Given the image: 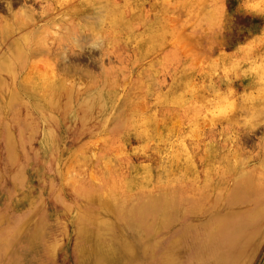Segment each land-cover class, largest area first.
I'll return each mask as SVG.
<instances>
[{
  "label": "rangeland",
  "instance_id": "obj_1",
  "mask_svg": "<svg viewBox=\"0 0 264 264\" xmlns=\"http://www.w3.org/2000/svg\"><path fill=\"white\" fill-rule=\"evenodd\" d=\"M7 1L0 0L2 16L7 14ZM100 1L27 0L26 3L36 12H49L44 21L54 22L64 15H75L76 8L100 7ZM109 1L126 4L123 15L128 17L126 29L119 28L114 35L109 34L106 32L109 26L102 22L99 28L104 32L99 43L93 45L84 33L76 35L75 43L70 42L62 25H51L46 35L49 54L37 59L41 66L43 62L46 66L34 71L35 77L50 76L52 70L47 69L62 72L63 67H68L71 73L64 76L79 86L104 78L113 80V84L119 81L121 86L123 76V81L128 83L127 90L124 89L130 98L135 124L122 134L111 133L97 139L95 154L86 163L69 161L67 174L72 175L67 182L64 178L66 193L72 185L87 178L88 173H93L94 184H98V180L108 176H127L129 172L133 177L129 186L133 182L137 186L149 185L152 194L174 189L184 179L200 184L203 176L200 168L191 172L188 162L204 160L201 164L205 165L213 155L233 163L236 160L241 169L264 183V0ZM23 2L14 3V8ZM94 21L97 20L91 22ZM105 32L109 36H103ZM57 52H66L60 66L52 59ZM55 61L58 62L56 57ZM215 166L213 162L214 169ZM36 167L41 172L48 169H43L41 160L26 166L23 162L16 164L17 171H28L24 190L28 193L37 188L36 201H28L29 194L26 197L20 191L14 194L11 185L1 181L0 212L4 221L0 230L9 228L1 236L2 240H8L13 236L11 225L16 228L19 216L24 213L27 226L16 243L25 247L28 236L33 235L40 239L41 251L59 235V226L65 220L73 222L77 206L74 208L68 198L66 205L73 211L67 215L69 212L62 208L59 195L48 179L31 174ZM187 169L190 174H186ZM111 192L109 197L113 201L118 194L124 195L117 187ZM98 194L103 197L101 189ZM130 196L132 201L137 198ZM142 196L152 198L148 193L139 197ZM103 212L106 213H101L104 236L97 241L90 233L78 232L69 242V248L48 258V264H95L99 251L106 254L110 264H167L160 256L164 243L168 245L178 236L181 224H200L208 217L196 215L192 219L173 213L170 223H162L150 215V222L158 219L153 228L150 223H141L136 214ZM221 212L223 209L214 210V214ZM28 227L30 232L26 233ZM237 238L240 242L230 249L200 247L194 251L185 244L176 261L169 264H264V220L259 232L249 226ZM26 249V256L34 259L35 264L37 249ZM84 251L87 255L83 257Z\"/></svg>",
  "mask_w": 264,
  "mask_h": 264
},
{
  "label": "bare ground",
  "instance_id": "obj_2",
  "mask_svg": "<svg viewBox=\"0 0 264 264\" xmlns=\"http://www.w3.org/2000/svg\"><path fill=\"white\" fill-rule=\"evenodd\" d=\"M19 1L8 0L7 14H0V196L3 184L1 181L4 180L11 185V190H15L14 194L20 191L26 197L29 194L28 201H36L37 188L29 190L28 193L24 190L28 171H17L16 164L23 162V166H26L41 160L44 162L43 169H48L41 172V169L36 167V171L31 174L35 178L43 176L48 179L55 194L59 195L62 208L69 212L67 215L73 211L69 204L66 205L68 198L74 203V208L77 206V211H74L72 216L73 222L65 220L59 226V235L47 242L46 249L41 251L38 246L40 239L33 235L27 238L28 247L18 246L16 243L22 229L27 226L26 215L22 213L16 222L17 227L11 225L12 237L2 240L1 236L9 228L0 230V264H33L34 259H29L25 254L26 248L37 249L39 257H35V264H48V258L64 248H69V242L78 232L90 233L98 241V237L104 236L102 226L105 222L101 217V213H105L103 210L122 211L121 214L124 215L136 214L141 223H150L153 228L157 226L158 219L150 222V215L158 217L162 223L169 222L173 213L192 219L208 216L200 224H181L178 236L170 244L164 243L160 256L167 264L176 261L179 250L185 244L191 245L194 251L200 247L230 249L240 242L237 235L249 226L255 231L261 230L264 220V183L259 182L258 177L251 172L241 169L235 159L233 163L219 155L210 157L205 165L201 164L204 160L192 159L188 162L187 168L191 172L196 167L200 168L199 172L203 175L200 184H196L193 179H184L180 185H174V189L169 188L152 194L149 185L137 186L133 182L129 186L133 179L129 172L127 176H108L104 180H98V184H94L93 173H88L87 178L72 185L66 193L65 189L68 187H64L63 181L65 178L67 182L68 177L72 175L67 174L68 162L73 160L83 163L85 160L86 163L87 158L89 160L95 154L94 143L97 139L111 133L119 135L131 129L135 124V115L131 112L130 98L125 92L127 80L123 81L124 76L121 86L119 81L113 84V80L107 81V78L79 86L76 82L70 83L66 78L67 74L71 73L68 67H63L62 72H57L54 68L47 69L52 70L49 72L50 76L43 74L35 77L34 71L46 66L44 62L41 66L37 59L49 54L50 45L46 35L51 25H62L69 34L67 40L70 42L75 43L76 35L84 33L92 39L91 44L97 45L101 33L104 32L99 28L102 22L109 26L106 32L113 35L116 29L128 27V17L123 18L126 4L101 0L100 7L76 8L75 15H64L59 21L52 22L44 21L50 15L49 12H36L32 6L27 5V0L14 8L13 4ZM80 19H89L90 22L79 23ZM212 19L211 16L210 20ZM92 20L97 21L93 23ZM141 34L142 32L137 35ZM55 54L52 57L53 63L60 66L66 52ZM213 162L216 169L212 167ZM188 169L186 174L191 173ZM206 174L209 175L205 176ZM113 187H117L124 194H118L115 201L109 197ZM100 189L103 192L102 198L98 194ZM71 190L75 193L72 194ZM147 193L151 195V199L139 197ZM130 195H136L137 198L132 201ZM218 208L223 209V212L214 214V210ZM3 221L0 212V224ZM29 232L28 227L26 233ZM125 234L127 235L126 232ZM124 243L126 244V241ZM81 255L84 257L87 252L84 251ZM95 260V264H110L109 258L101 251Z\"/></svg>",
  "mask_w": 264,
  "mask_h": 264
}]
</instances>
